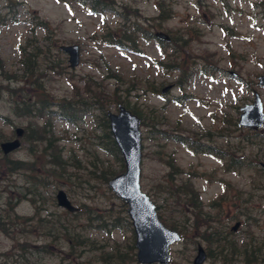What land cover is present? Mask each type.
Segmentation results:
<instances>
[{"label":"rangeland","instance_id":"374dc122","mask_svg":"<svg viewBox=\"0 0 264 264\" xmlns=\"http://www.w3.org/2000/svg\"><path fill=\"white\" fill-rule=\"evenodd\" d=\"M263 1L115 0L118 9L122 3L130 13L137 9L148 18L158 14L160 4H164L165 10L171 9L170 17L152 30H167L173 37H186L182 38V48L172 56L177 58L175 62L178 61L181 67L163 69L164 65H172L173 60L166 57L165 51L160 57L162 67L152 65V59L161 53L157 40L152 36L140 39L141 54L108 46L105 42L111 43L122 19L108 10L103 15L90 13L99 9L97 3L91 5L83 0H0V57L5 65V72H0V84L12 81L9 82L10 87L22 86L12 79H5L22 75L19 59L23 55L19 58V47L29 49L33 46V50L39 47L45 55L35 60L33 75L37 77L36 83L44 86L48 96L89 98L87 92L93 95L103 93V98L99 99H108L103 103L114 111V104L110 105L108 101L115 96L109 94L116 93V97L126 99L146 118L147 126H142L141 187L158 205L162 218L173 223L183 235L171 246L168 264H191L198 244L207 251L213 249L212 241L201 236L203 228L195 221L194 213L203 212L211 217L217 212L218 226H223L222 231H226L225 223L230 222L228 227L234 224L236 219L233 218L239 215L236 210L243 205L258 217V224L248 226L245 223L233 234L237 245H233L228 258L237 264H245L242 256L246 239L241 238L247 230L257 234L264 230V212L261 213L264 209V176L257 173L258 163L264 159L258 156V153H264L261 151L264 143H258L256 135L248 137L247 131L236 125L238 107L252 100L253 91L260 94L264 108V87L257 83V76L264 72V26L257 29L261 17L264 18ZM39 21L48 24L47 32L38 25ZM155 21L159 22L158 19ZM192 27L196 32L191 33ZM63 44L79 46V64L73 69L68 66L67 55L58 49ZM202 67L211 71L207 72ZM32 77L28 76V80ZM86 84L99 86V90L88 88ZM167 84H172V89L158 93ZM29 85L34 88L33 84ZM22 87L23 91L29 88L25 84ZM114 87L119 88L118 92L112 91ZM10 104L9 95L0 92V127L7 136L12 134L10 124L24 126L27 122L26 118L9 113ZM90 111L79 113L81 117L75 124L56 120L60 143L73 150L70 154L72 159L68 161L75 163L80 160L82 164L81 169L66 165L67 173L72 174L70 181L60 176L55 180L50 178L44 187L38 181L31 182L30 187H39L32 194L25 189L28 182L23 172L15 170L13 175H8L0 170V208H4L5 201L11 202L15 206L13 213L28 221L25 227L29 230H23L21 236L16 235L19 241H26L31 250L23 256H2L3 264H139L128 246L133 233L126 213L119 205L121 200L113 197L99 179L83 182V178L91 173L88 165L92 152L90 146L95 141V132H98L94 129L97 110L92 108ZM4 117L12 122L4 124ZM163 130L169 138L164 136ZM261 131L264 133V129ZM189 136L197 140L190 141ZM27 153V145H21L9 158H24ZM39 156L42 167L44 154ZM231 156L244 160L238 171L228 170ZM108 157L112 161V157ZM168 157H172L173 166L168 164ZM249 161L252 163L250 166ZM38 164L37 161L36 166ZM98 165L103 171L111 163L109 166L104 164L105 167ZM1 168L6 170L3 166ZM58 188H63L78 207L72 217H67V213L55 203L54 194ZM188 193L195 195L197 200L190 198ZM190 200L200 207L197 212L187 204ZM209 204L213 206L209 208ZM41 209H45L46 223L51 224L55 236H64L66 231L53 226L58 214L61 218L58 227L69 226V230L88 237L82 248L73 249L81 254L80 261L72 263L61 259L67 253L64 241H55L54 245L53 242L48 243L50 237L41 239ZM17 221L24 224L22 220ZM16 240L14 235L11 238L0 233V252L10 255ZM43 242L48 243L51 253L38 250L37 246ZM204 264L224 262L210 254Z\"/></svg>","mask_w":264,"mask_h":264},{"label":"trees","instance_id":"16d2710c","mask_svg":"<svg viewBox=\"0 0 264 264\" xmlns=\"http://www.w3.org/2000/svg\"><path fill=\"white\" fill-rule=\"evenodd\" d=\"M162 18H166L167 15H163L161 12ZM176 40H174V43ZM40 56V50L36 48L34 51H30L26 53L25 59L23 60V70L27 74H32L36 70V66L34 65L35 60H37ZM1 62V58H0ZM0 72L4 73L5 68L4 65L0 66ZM15 79L16 76L10 77L7 76L6 79ZM35 78L30 79V81L35 83L34 91L30 89H26V94H21V90L19 88H8L7 91L12 93L13 96V105H12V112L17 116L27 117L30 116L32 120L25 126V135L24 138L28 141H32L35 144V150L39 152V154H44L43 166L40 169L39 176H35V180L40 183L41 187H44L48 184L50 178L55 180L58 176L64 177L66 181H70L71 174H68L65 167L68 164V160L70 159V155L67 154V150H63L58 142V137L55 136L53 125L51 122V106H57L59 114L62 116L61 118L67 121L74 120L77 110H88L89 106L96 107L100 111L105 108L104 103L102 100L99 99V96H94L92 99H85L82 96L76 95L75 98H57L53 96H48L46 92L43 90L44 86L41 83L37 84ZM20 79V78H19ZM17 79V80H19ZM88 87V86H87ZM90 88V87H88ZM90 93V92H89ZM118 98H112L109 102L116 101ZM107 100L106 98L103 101ZM101 134L102 137L105 139V142L108 146L105 148L109 150L119 162V170L122 167V159L118 154L116 146L112 140V137L108 131V122L107 119L102 115L101 117ZM1 135V134H0ZM79 162V161H78ZM4 163L9 166V171L13 172V170H20L24 168H29L30 171H33L35 168L30 166L31 163H26L19 160H7L4 159ZM90 166L93 168H89L91 171L88 174L87 180L91 179H99L102 183H105L108 177L114 174L117 170L110 166L109 168L100 171L99 165L101 164L102 167L105 160H100L94 158V160L89 161ZM78 164H74V167H77ZM66 173V175H65ZM35 188V187H32ZM39 188V187H38ZM37 188V189H38ZM32 191V190H30ZM29 191V192H30ZM34 190L33 192H35ZM58 228V227H57ZM0 230L2 232L7 233V228L5 227L4 221L0 218ZM68 230V229H67ZM72 236L70 238H66L69 248L72 249L75 247V244L79 246L81 244V238L78 233L71 231ZM203 237H206L208 240L209 236L212 239L214 235L209 233L208 235L202 233ZM224 245L222 244L221 248ZM250 253L246 258V261L251 262L254 258L253 255L258 253L254 247L249 248ZM223 251V248L220 249ZM227 253V252H226ZM228 254V253H227ZM226 254H224L223 260L228 261L229 259L225 258Z\"/></svg>","mask_w":264,"mask_h":264},{"label":"water","instance_id":"95a60500","mask_svg":"<svg viewBox=\"0 0 264 264\" xmlns=\"http://www.w3.org/2000/svg\"><path fill=\"white\" fill-rule=\"evenodd\" d=\"M158 36L164 37L158 33ZM70 54L69 62L73 67L78 63V50L76 46L63 48ZM260 83L264 85V75L259 77ZM239 124L257 127L264 122L261 111V103L257 94L252 104L242 107ZM111 131L115 137L125 160V172L116 175L108 182L115 193L128 204L127 212L132 219L136 235L135 244L138 248L137 258L140 262L147 263L159 261L166 263L169 259L168 245L179 239L175 230L166 228L157 218L155 207L148 196L141 192L139 186L140 176V131L138 129L139 119L125 108L119 105V113L108 112ZM21 133V129H17ZM18 146V141L1 143L4 152H8ZM57 203L69 210L75 208L66 198L65 193L59 190L56 195ZM205 259L204 250L199 246L198 253L193 264H201Z\"/></svg>","mask_w":264,"mask_h":264},{"label":"bare ground","instance_id":"6f19581e","mask_svg":"<svg viewBox=\"0 0 264 264\" xmlns=\"http://www.w3.org/2000/svg\"><path fill=\"white\" fill-rule=\"evenodd\" d=\"M1 260H2V255L0 253V264H3V261H1Z\"/></svg>","mask_w":264,"mask_h":264}]
</instances>
